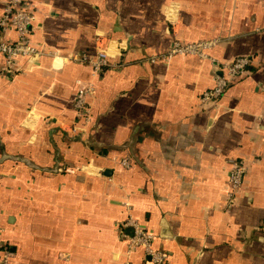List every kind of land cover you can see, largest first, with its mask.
Returning <instances> with one entry per match:
<instances>
[{
  "label": "crops",
  "instance_id": "1",
  "mask_svg": "<svg viewBox=\"0 0 264 264\" xmlns=\"http://www.w3.org/2000/svg\"><path fill=\"white\" fill-rule=\"evenodd\" d=\"M24 3L35 13L28 39L45 53L0 75V246L10 262L156 264L141 247L127 253L130 217L154 234L165 264H264V0ZM174 39L214 41L209 56H247L250 71L202 104L221 71L194 54L161 59ZM102 48L110 65L92 78L81 59ZM77 80L94 84L82 132L72 130ZM123 157L130 166L116 163ZM230 158L246 165L231 204Z\"/></svg>",
  "mask_w": 264,
  "mask_h": 264
},
{
  "label": "built area",
  "instance_id": "2",
  "mask_svg": "<svg viewBox=\"0 0 264 264\" xmlns=\"http://www.w3.org/2000/svg\"><path fill=\"white\" fill-rule=\"evenodd\" d=\"M35 20V13L31 11L24 3V0H7L2 14L0 16V55L3 57V63L0 66V75L11 73L15 70L19 57H39L45 52L34 46L28 39L29 28ZM13 30L15 38L6 40L1 37L8 30ZM214 41H196L182 43L176 39L165 55L161 59H168L174 54H194L208 59L211 65L215 66L221 74H216L214 84L204 90L199 98L200 103H214L224 93L226 88L239 78L248 74L247 66L251 59L247 56H236L230 61H218L206 53V49L214 45ZM158 57H152L155 61ZM82 62L90 67L92 78L97 77L107 66L110 65L106 48H102L92 57H82ZM91 78V79H92ZM77 87L74 95V109L77 121L80 125L74 127L73 131H85L84 127L90 120L91 106L90 96L94 90V84L91 80L76 81ZM264 121V114L262 116ZM116 163L123 166H130L127 157L119 158ZM230 165L229 186L227 190V202L231 204L241 188L243 178L246 172V165L242 158L228 159ZM133 232L131 235L121 233V236L127 240V253L134 248L141 247L144 253L156 264H165L168 255L166 252L153 247L154 234L145 229L136 221L129 217ZM2 255L0 264H12L10 262V253L6 246H0ZM125 264H128L127 262Z\"/></svg>",
  "mask_w": 264,
  "mask_h": 264
},
{
  "label": "trees",
  "instance_id": "3",
  "mask_svg": "<svg viewBox=\"0 0 264 264\" xmlns=\"http://www.w3.org/2000/svg\"><path fill=\"white\" fill-rule=\"evenodd\" d=\"M251 59V58H250ZM251 63H252V59H251ZM251 63L247 66V71L249 72L250 71V66H251ZM244 77V76H243ZM202 94V93H201ZM201 96V95H200ZM105 152V150H101V153Z\"/></svg>",
  "mask_w": 264,
  "mask_h": 264
},
{
  "label": "water",
  "instance_id": "4",
  "mask_svg": "<svg viewBox=\"0 0 264 264\" xmlns=\"http://www.w3.org/2000/svg\"><path fill=\"white\" fill-rule=\"evenodd\" d=\"M84 141H85V142H87V140H86V139H85ZM126 146L128 147V145H126ZM128 148H129V147H128ZM129 149H130V148H129ZM0 158H1V157H0Z\"/></svg>",
  "mask_w": 264,
  "mask_h": 264
}]
</instances>
